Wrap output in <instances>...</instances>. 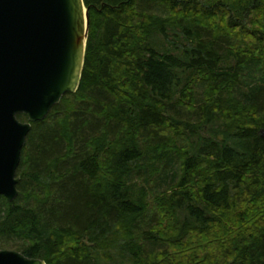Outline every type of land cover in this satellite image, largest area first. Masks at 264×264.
Returning a JSON list of instances; mask_svg holds the SVG:
<instances>
[{
	"label": "trees",
	"instance_id": "16d2710c",
	"mask_svg": "<svg viewBox=\"0 0 264 264\" xmlns=\"http://www.w3.org/2000/svg\"><path fill=\"white\" fill-rule=\"evenodd\" d=\"M83 4L79 87L31 124L0 250L264 264V0Z\"/></svg>",
	"mask_w": 264,
	"mask_h": 264
},
{
	"label": "water",
	"instance_id": "95a60500",
	"mask_svg": "<svg viewBox=\"0 0 264 264\" xmlns=\"http://www.w3.org/2000/svg\"><path fill=\"white\" fill-rule=\"evenodd\" d=\"M87 37L83 0H0V196L9 203L31 124L79 87ZM0 264L45 262L0 250Z\"/></svg>",
	"mask_w": 264,
	"mask_h": 264
},
{
	"label": "rangeland",
	"instance_id": "374dc122",
	"mask_svg": "<svg viewBox=\"0 0 264 264\" xmlns=\"http://www.w3.org/2000/svg\"><path fill=\"white\" fill-rule=\"evenodd\" d=\"M25 123H26V122H25ZM215 131H216L215 129H214V130H213V129H212V130H211V129H206V131L204 132V134H205V135H210V136L214 137V136L216 135V134H215ZM218 138L221 139L222 137L219 136ZM159 191H162V190L159 189ZM126 264H128V263H126Z\"/></svg>",
	"mask_w": 264,
	"mask_h": 264
},
{
	"label": "bare ground",
	"instance_id": "6f19581e",
	"mask_svg": "<svg viewBox=\"0 0 264 264\" xmlns=\"http://www.w3.org/2000/svg\"><path fill=\"white\" fill-rule=\"evenodd\" d=\"M144 104V103H143Z\"/></svg>",
	"mask_w": 264,
	"mask_h": 264
}]
</instances>
